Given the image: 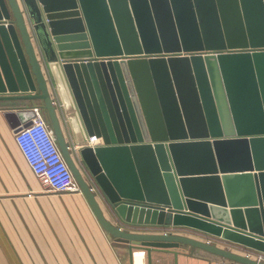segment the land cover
<instances>
[{"label":"water","instance_id":"1","mask_svg":"<svg viewBox=\"0 0 264 264\" xmlns=\"http://www.w3.org/2000/svg\"><path fill=\"white\" fill-rule=\"evenodd\" d=\"M0 100L40 101L115 241L264 264L206 238L133 231L105 213L264 253V0H0ZM30 106L6 109L15 130Z\"/></svg>","mask_w":264,"mask_h":264},{"label":"crops","instance_id":"2","mask_svg":"<svg viewBox=\"0 0 264 264\" xmlns=\"http://www.w3.org/2000/svg\"><path fill=\"white\" fill-rule=\"evenodd\" d=\"M35 103L40 101L0 100V264L219 263L222 257L187 244L150 252L140 247L130 250L129 243L115 241L101 226L81 189L58 192L44 185L18 146L16 130L5 115L6 109L15 111ZM68 139L74 140L71 133ZM96 192L101 198L100 190ZM105 213L133 231L213 236L187 227L129 224ZM213 240L221 245L227 241L216 236Z\"/></svg>","mask_w":264,"mask_h":264},{"label":"built area","instance_id":"3","mask_svg":"<svg viewBox=\"0 0 264 264\" xmlns=\"http://www.w3.org/2000/svg\"><path fill=\"white\" fill-rule=\"evenodd\" d=\"M52 96L58 108L64 131L69 138L71 131L63 111L62 103L55 98L54 93H52ZM29 109L33 112V116L22 123L15 131V139L31 168L40 181L54 191L64 192L81 189L61 151L49 119L43 115L44 109L40 103L32 104ZM68 148L77 165L85 172L80 154L81 145L74 140L70 141L68 139ZM91 188L93 190L97 189L93 183ZM206 239L209 242H214V236H208ZM224 244L223 246L229 249H234L242 252L246 256L264 261L263 252L229 241H225ZM218 264L241 263L232 259L222 258Z\"/></svg>","mask_w":264,"mask_h":264},{"label":"rangeland","instance_id":"4","mask_svg":"<svg viewBox=\"0 0 264 264\" xmlns=\"http://www.w3.org/2000/svg\"><path fill=\"white\" fill-rule=\"evenodd\" d=\"M43 115H44L46 118H48L47 113H46L45 110H43Z\"/></svg>","mask_w":264,"mask_h":264},{"label":"bare ground","instance_id":"5","mask_svg":"<svg viewBox=\"0 0 264 264\" xmlns=\"http://www.w3.org/2000/svg\"><path fill=\"white\" fill-rule=\"evenodd\" d=\"M139 256H137V260H138Z\"/></svg>","mask_w":264,"mask_h":264}]
</instances>
